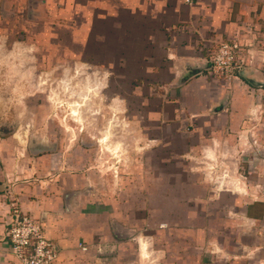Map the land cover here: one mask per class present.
Returning <instances> with one entry per match:
<instances>
[{
  "label": "rangeland",
  "instance_id": "374dc122",
  "mask_svg": "<svg viewBox=\"0 0 264 264\" xmlns=\"http://www.w3.org/2000/svg\"><path fill=\"white\" fill-rule=\"evenodd\" d=\"M57 4L28 18L24 1L0 0V152L42 160L49 174L60 160L83 223L117 233L97 264H199L207 254L217 261L219 249H244L234 237L247 242L257 230L245 213L261 211L248 206L264 194V145L254 161L249 133L223 144L187 111L167 118L164 66L136 57L142 18L100 9L97 18L59 17ZM129 42L133 57L122 53ZM171 120L176 139L166 136ZM86 226L87 241H78L91 248Z\"/></svg>",
  "mask_w": 264,
  "mask_h": 264
},
{
  "label": "crops",
  "instance_id": "0c3cea01",
  "mask_svg": "<svg viewBox=\"0 0 264 264\" xmlns=\"http://www.w3.org/2000/svg\"><path fill=\"white\" fill-rule=\"evenodd\" d=\"M18 1L25 2L28 18H32L40 6L49 12L55 1L59 17L80 18L89 14L97 18L100 9L105 15L110 14L107 17L134 14L142 18L136 57L138 63L164 66L157 71L164 82L160 88L165 92L161 93L169 94L171 100L163 107L167 118L170 114L176 120L177 113L187 111L188 115L201 120V128L219 135L223 144L231 143L235 135L249 133L248 139L256 141L249 153L250 159L257 160V147L264 145V0H248L247 3L242 0H191L192 4L185 0H11L15 6ZM83 1L90 9H82ZM81 26V31H85L87 25ZM88 29L93 32L90 27ZM224 44L234 47L233 71L220 72L213 68L212 59ZM136 46L130 42L123 45V56L129 57ZM205 62L210 63L208 70L183 84L178 83L187 65L201 66ZM182 106L185 110L180 109ZM171 121L166 136L175 138L173 133L178 123ZM43 165L42 160L25 162L11 153L0 152V264H18L10 253L6 236L14 207L41 222L45 237L58 249L53 264H97L102 251L112 248L117 236L112 230L104 236L94 222L83 223L78 191L72 192L73 201L78 204L66 206V176L59 167V159L52 174L45 173ZM261 199L248 206L261 210L259 213H245V218L257 227L255 233L251 227L247 242L244 241L245 233L239 239L234 237L236 244L242 248L246 244V247L224 252L219 249L217 261L207 254L199 264H264V194ZM84 224L95 232L91 248L87 242L78 241L84 237ZM80 246H85L86 251ZM245 257L248 260L243 259ZM189 264H193L192 260Z\"/></svg>",
  "mask_w": 264,
  "mask_h": 264
},
{
  "label": "built area",
  "instance_id": "2783aa9c",
  "mask_svg": "<svg viewBox=\"0 0 264 264\" xmlns=\"http://www.w3.org/2000/svg\"><path fill=\"white\" fill-rule=\"evenodd\" d=\"M233 48L221 45L212 59L213 68L220 72L231 68ZM6 236L10 253L18 264H53L57 260L58 249L45 237L41 222L16 207L11 210ZM80 247L86 251L85 246Z\"/></svg>",
  "mask_w": 264,
  "mask_h": 264
},
{
  "label": "water",
  "instance_id": "95a60500",
  "mask_svg": "<svg viewBox=\"0 0 264 264\" xmlns=\"http://www.w3.org/2000/svg\"><path fill=\"white\" fill-rule=\"evenodd\" d=\"M210 67V63L209 62H205L203 65L201 66H189L187 65L185 67V72L184 74L179 78L178 83L179 84H183L185 81H187L189 78L196 76L197 74L202 73L204 70H208ZM250 83L254 84V82L252 80H249ZM71 196H74V193H69L65 196V202H66V206L68 205V200ZM68 207V206H67ZM115 236H117V233H115Z\"/></svg>",
  "mask_w": 264,
  "mask_h": 264
},
{
  "label": "bare ground",
  "instance_id": "6f19581e",
  "mask_svg": "<svg viewBox=\"0 0 264 264\" xmlns=\"http://www.w3.org/2000/svg\"><path fill=\"white\" fill-rule=\"evenodd\" d=\"M71 112H72L73 114H75V119H76L77 121H80V120H79V117H78V111H77L76 109H71ZM114 153H115V152H114ZM141 249H142V254L145 255V254H146V250H145V245H144V244H141Z\"/></svg>",
  "mask_w": 264,
  "mask_h": 264
}]
</instances>
